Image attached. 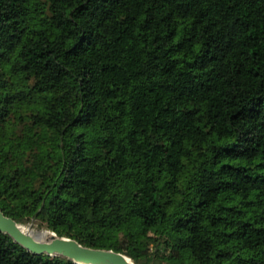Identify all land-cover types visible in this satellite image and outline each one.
Listing matches in <instances>:
<instances>
[{
  "label": "trees",
  "instance_id": "obj_1",
  "mask_svg": "<svg viewBox=\"0 0 264 264\" xmlns=\"http://www.w3.org/2000/svg\"><path fill=\"white\" fill-rule=\"evenodd\" d=\"M0 208L135 264H264V0H0ZM0 264L77 263L0 232Z\"/></svg>",
  "mask_w": 264,
  "mask_h": 264
},
{
  "label": "water",
  "instance_id": "obj_2",
  "mask_svg": "<svg viewBox=\"0 0 264 264\" xmlns=\"http://www.w3.org/2000/svg\"><path fill=\"white\" fill-rule=\"evenodd\" d=\"M0 232L8 234L15 242L34 254L61 256L77 264H135L129 256L121 252L84 246L75 239L58 236L47 229H44V235L25 231L21 223L5 215L1 208Z\"/></svg>",
  "mask_w": 264,
  "mask_h": 264
},
{
  "label": "rangeland",
  "instance_id": "obj_3",
  "mask_svg": "<svg viewBox=\"0 0 264 264\" xmlns=\"http://www.w3.org/2000/svg\"><path fill=\"white\" fill-rule=\"evenodd\" d=\"M25 225H28L29 227H30V229H31V231L34 233V234H37V233H39L40 231H42V230H44V228H39L38 226H37V224L36 223H30V224H25ZM168 236H169V238L171 239V241L174 243V244H179L180 243V239H179V237H178V235L175 233V232H173V231H169L168 232Z\"/></svg>",
  "mask_w": 264,
  "mask_h": 264
},
{
  "label": "bare ground",
  "instance_id": "obj_4",
  "mask_svg": "<svg viewBox=\"0 0 264 264\" xmlns=\"http://www.w3.org/2000/svg\"><path fill=\"white\" fill-rule=\"evenodd\" d=\"M21 227L23 228V230L28 231V232H30V233H33L28 225L21 224ZM33 234H34V233H33ZM38 234H39V235H44V234H46V233L44 232V230H42V231H40Z\"/></svg>",
  "mask_w": 264,
  "mask_h": 264
}]
</instances>
